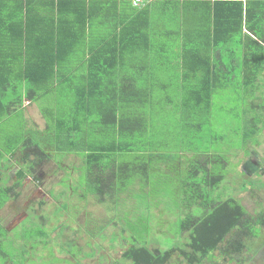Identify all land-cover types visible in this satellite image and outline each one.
I'll return each instance as SVG.
<instances>
[{
    "label": "trees",
    "instance_id": "16d2710c",
    "mask_svg": "<svg viewBox=\"0 0 264 264\" xmlns=\"http://www.w3.org/2000/svg\"><path fill=\"white\" fill-rule=\"evenodd\" d=\"M15 1L20 4L19 22L39 15L36 9L40 7L33 5V0ZM225 1L232 2H194L201 14L204 7L208 8L211 26L207 34L199 33L189 45L178 44L181 65L176 87L172 81H158L154 75V81L140 84L138 79L135 61L142 53L140 33L150 31L151 25L146 8L137 10L131 21L115 25L103 37L91 32L94 19L84 16L90 8L81 0L49 1L52 31L56 32L49 38L36 28L32 37H26L27 24H23L21 41L28 54L30 48L43 52L39 56L42 66L45 54L59 67L68 61L74 64L81 49L84 58L77 62V73L74 69L53 70L48 81L41 73L40 80L47 84H37L41 81L36 74L34 85L26 86L17 98L9 99L8 92L9 102L1 103L12 113L23 98L32 101L50 96L53 101L48 110L52 114L47 125L53 122V127L51 149L41 147L34 138L24 142L16 183H8V173L16 165L11 160H15L18 146L0 150V211L18 198L21 181L36 167L75 156L72 164L78 165L74 172L79 178L77 191L72 192L76 201L84 202L85 212L89 200L100 207L95 212L100 218L98 224H91L93 229L87 224L75 229L67 222L60 223L64 216L73 223L79 215L70 198H56L68 195L62 187L48 214L42 212L45 203L41 201L39 210L28 212L12 230L0 222V264H24L30 258L39 264H78L97 253L104 259L107 255L100 253L98 241L108 243L110 249L115 244L121 248L115 264H218L216 254L229 263L234 260L232 256L247 250L245 240L259 236L264 210L250 214L239 196L254 190L255 180L243 171L233 181L227 179L228 170L236 171L248 155V146L258 143L260 127L264 128V2ZM75 6L80 9L74 10ZM76 10L82 18L77 24ZM146 37L143 46L152 47V39ZM162 46L169 48L170 44ZM33 57L38 59L36 54ZM75 74L85 79L83 85L71 80ZM238 78L240 85H232ZM219 92L232 96L229 101L235 104L234 109L240 106L244 117L240 148L230 160L200 148L209 135L214 97ZM53 151L58 153L54 157ZM164 166L176 180L169 185L178 195L173 202L160 186L154 188L155 177L150 180V175H158ZM255 173L257 177L261 174ZM122 201L137 205L126 222L122 221ZM170 211L176 212L180 234L175 243L165 246L153 235L162 230L158 226L161 214Z\"/></svg>",
    "mask_w": 264,
    "mask_h": 264
},
{
    "label": "rangeland",
    "instance_id": "374dc122",
    "mask_svg": "<svg viewBox=\"0 0 264 264\" xmlns=\"http://www.w3.org/2000/svg\"><path fill=\"white\" fill-rule=\"evenodd\" d=\"M263 84L264 83L261 84V88L264 89ZM232 85L239 86L240 79H235ZM16 89H18L19 93H21L25 88ZM19 93L17 92L13 94L19 95ZM231 97L226 96L222 92H219L218 95H215L212 113V124L207 128V132L209 133V135L200 144L201 151L208 150L211 152H216L218 155H224V157L228 156L229 160L231 159L230 157L232 153L237 152L236 148H240V135L241 132H245L244 130H242L244 117L240 115L242 109L240 108V106L237 109H234L233 106L235 104L229 101ZM52 101L53 99L50 96H42L30 101L31 106L22 109V111L18 115H16V120L14 121L17 124L15 125L14 130L10 134L0 135V142L4 144V146L0 145V150L4 149L5 147L4 150L6 151V146L8 147L7 149L18 146L16 154L13 156L15 157V160H11L16 165L11 167L8 173V183H16L19 179V177L17 176L19 171V164L17 163V161L22 156V150L25 149L24 142H29L30 140H32V138H34L41 147L43 146L47 149H51L50 146H52V143L49 141V138L52 139L50 135L53 127V122L49 126L47 124L48 118L50 114H52V112L48 110V108L50 109ZM25 111L31 113L29 117H32V120H28L29 118H25ZM43 125H46L47 128L43 129ZM260 129V134L256 137L258 143L256 145L252 144L248 146V155L243 158V161L238 163L236 171L231 172V169L228 170V173L230 174L227 180L229 181H233L236 176L242 171L247 173L251 178L255 180L254 190H248L247 192H243L239 195L242 204L250 214H253L255 210L256 212L259 209L264 210V128H262L261 126ZM42 136L44 137L43 139L41 138ZM15 138L16 140H14ZM7 141H10V143L7 144ZM17 141L20 142L19 145H17ZM53 154L57 155L58 153L53 151L52 157H54ZM169 156H176V154H170ZM2 158L5 161V154L2 156ZM60 159H57V162L50 161L44 163V165L40 166L39 168L36 167L35 170L31 172V174L26 175V177L21 181V184L19 185L20 189H17L19 191L18 198L14 201H10L0 211V222L8 231L12 230L16 226H19L22 220L27 216L28 212L33 211V209L39 210V204L41 201L45 203L41 207L42 212L48 214V212L53 209V207L51 206V202H53L54 196L60 195V193L58 192L60 191V189H62V187L64 188L65 193H68V195L65 194L64 196H56V198L63 200L65 199L66 201H68V198H70V203H75L74 209L76 210L77 207L79 208V215L73 223L72 220L68 221L67 216H64L63 220H61L60 223L67 222L71 227L75 229H83L86 224L88 228L90 227V229H93L91 224L93 223L95 225L99 223L98 218L100 217L97 216L100 214L98 212V215H96L95 212L97 213L100 207H95V205L93 204L91 205V201L89 200L88 203H85V206L88 208V212H85L86 209L82 208L84 202L76 201L75 198H77V196L72 192H76L78 188L76 181L78 180L79 175L77 176V174H75L74 172V167L78 165H73L72 162H70L69 158L62 160ZM5 162L7 163V161ZM71 170L72 172H74L73 174ZM255 171H258L261 174L257 177ZM153 177L157 179V181H152L153 185L156 184L154 188L160 186V188H162V190L166 194V197L170 198L173 202V198H177L178 195L177 191L174 193V189H171L169 187V185L172 184L173 181L176 182V180H173L174 175L171 172L170 168L164 166L162 171L158 173V175H150V180L153 179ZM239 178H241V176ZM67 180L69 181L68 183ZM64 183H66L67 185H65ZM164 185L165 187H163ZM79 191L82 190L79 189ZM70 195L72 196L69 197ZM126 199H129L128 192L126 193ZM122 206L124 207V211H122V221L126 222L127 220H129L128 215L132 214L131 212L137 208V205L130 204L129 201H122ZM169 208H173V205H171V203L169 205ZM166 214L167 215H165L163 212L161 214V220L158 221V226H162V230H160V232L154 231L153 235V238L156 242L164 243L165 246L175 243L174 240H177V237H179L180 234L179 231L176 230L178 228L176 212L170 211ZM168 214H170L171 216H169ZM143 224L147 225V218L143 219ZM132 226L136 228L140 227V225L136 223H133ZM95 240L98 241L96 238ZM79 241L84 242L83 240ZM98 243L100 253L107 255V257L104 259H99L97 253L96 256L81 260V262H79L78 264H115L114 260L116 261V259L120 257L121 248L115 244L114 249H110V247L107 248L108 243L100 244L99 241ZM245 246L247 250L245 249L244 252L232 256L234 260L229 263H226L223 258L218 257V254H216L214 261L219 262L218 264H264V227L257 238H249L245 240ZM68 259H71V257ZM240 259H242V261H239ZM206 263L208 262L206 261ZM24 264L39 263L36 262L34 258H30Z\"/></svg>",
    "mask_w": 264,
    "mask_h": 264
},
{
    "label": "crops",
    "instance_id": "0c3cea01",
    "mask_svg": "<svg viewBox=\"0 0 264 264\" xmlns=\"http://www.w3.org/2000/svg\"><path fill=\"white\" fill-rule=\"evenodd\" d=\"M49 1L50 0H33V5L40 7V9H36L39 11V15L30 16L31 18H29L27 22H19L20 4L15 0H0V135L10 134L17 124L14 121L16 120V115H18L22 109L31 106L29 100L23 99L20 107H16L15 111L8 113L5 111L7 109L1 104L9 102L7 100L8 92L9 99L17 98L18 95L13 94L19 93V90L16 88H25L28 85H34L33 79L36 74L38 78L37 81H41L37 84H47L45 79L40 80L41 78H39V76H42V74L45 75L46 81H48L49 77H51L50 71L53 70L58 72V69H61L62 72H66L67 70L74 69L77 73L79 66L77 62L80 58H84V50L81 49L75 56L74 64L68 61L64 66L59 67L52 64L51 55L45 54L43 55L45 66H42L43 64L41 65L39 62V56L42 57L43 52L30 48L29 54L27 53L25 44L21 41L24 37L22 33L24 23L27 24L26 33H28V35L25 34L26 37L33 36L34 28H36L38 32H41L46 38L56 33L52 31L53 23L51 22ZM78 1L79 0H75V2ZM134 1L135 0H81V2H85L90 8V10H88L89 13H85L84 16L89 17L90 15V17L94 19V21H92L94 23L92 27L93 31L91 32H95L97 37L108 36L115 25L131 21L130 18L133 17L137 10L146 8V18H149L151 25L150 31H142V33H140V35H142L140 36L142 53L138 60L135 61L138 66V79L140 84H142L143 82L154 81V75L158 81H172L171 85L175 87L179 85L181 65V53L179 52L180 49H178V44L183 43L189 45L199 33L207 34L211 26L208 8L204 7L206 10L204 14H201V11H199L200 6L194 4V2H232L225 0H140L142 5L138 7L134 5ZM237 1L264 2V0ZM75 8H78V6H75L74 10ZM74 12L75 24H77V22L80 23L82 19L80 17V10ZM54 19L53 21H55ZM99 22L104 24L105 27L102 25L100 27V25L96 24ZM219 33L222 34V31L219 30ZM146 36L152 39L150 42L152 47L148 48L143 46V42L147 38ZM163 43L170 44V47H163ZM34 54L38 56V59L33 57ZM38 64H40V66ZM32 65H34V67ZM28 68L29 77L27 76ZM124 70H127V68L125 67ZM172 73H174L173 77ZM71 80L77 86H81L84 84L85 79L75 74V77ZM62 81L63 80H61V82ZM55 84L56 82L54 81V85ZM58 85H60V83ZM2 94H5V96H2ZM30 115V112L25 111V118L32 120V117H29ZM45 127L46 125L42 128L44 129ZM68 158L70 162L76 160L75 156H69Z\"/></svg>",
    "mask_w": 264,
    "mask_h": 264
},
{
    "label": "built area",
    "instance_id": "2783aa9c",
    "mask_svg": "<svg viewBox=\"0 0 264 264\" xmlns=\"http://www.w3.org/2000/svg\"><path fill=\"white\" fill-rule=\"evenodd\" d=\"M134 5L139 7L142 5V2H140V0H135Z\"/></svg>",
    "mask_w": 264,
    "mask_h": 264
}]
</instances>
